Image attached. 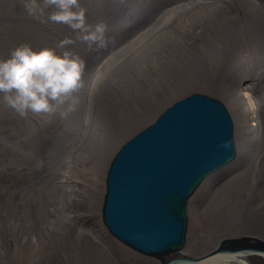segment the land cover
<instances>
[{
	"label": "bare ground",
	"instance_id": "obj_1",
	"mask_svg": "<svg viewBox=\"0 0 264 264\" xmlns=\"http://www.w3.org/2000/svg\"><path fill=\"white\" fill-rule=\"evenodd\" d=\"M192 98L225 106L234 156L168 259L264 264V0H0V264H137L102 224L107 174Z\"/></svg>",
	"mask_w": 264,
	"mask_h": 264
},
{
	"label": "water",
	"instance_id": "obj_2",
	"mask_svg": "<svg viewBox=\"0 0 264 264\" xmlns=\"http://www.w3.org/2000/svg\"><path fill=\"white\" fill-rule=\"evenodd\" d=\"M193 98L169 107L128 141L105 183L102 223L108 233L162 264L204 262L168 258L184 247L189 196L213 167L234 156L225 106Z\"/></svg>",
	"mask_w": 264,
	"mask_h": 264
},
{
	"label": "rangeland",
	"instance_id": "obj_3",
	"mask_svg": "<svg viewBox=\"0 0 264 264\" xmlns=\"http://www.w3.org/2000/svg\"><path fill=\"white\" fill-rule=\"evenodd\" d=\"M101 220H102V217H101ZM103 224V223H102ZM245 237H247V236H243V237H238V238H226V239H224L223 240V242H226V241H232L233 239H236V240H238V239H245ZM246 243V242H245ZM134 253V252H133ZM136 255H135V257L133 258V259H138V263L137 264H148V263H153L155 260H157V259H155V260H153L154 258H148V257H144V256H142V255H140V254H137V253H135ZM173 259V258H172ZM159 261V260H158Z\"/></svg>",
	"mask_w": 264,
	"mask_h": 264
}]
</instances>
